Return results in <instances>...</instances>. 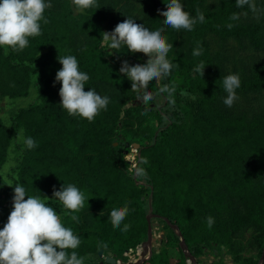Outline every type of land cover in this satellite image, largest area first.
<instances>
[{
    "label": "trees",
    "instance_id": "1",
    "mask_svg": "<svg viewBox=\"0 0 264 264\" xmlns=\"http://www.w3.org/2000/svg\"><path fill=\"white\" fill-rule=\"evenodd\" d=\"M256 1L258 11L247 5L238 8L236 0H223L212 12H204L203 0H186L184 10L192 4L191 15L195 17L200 9L206 19L187 34L181 31V36L158 14L169 0H97L99 7L82 12L72 0H50L52 7L44 14L49 23L41 21L39 36L30 37L22 51L9 49L5 55L0 48V229L13 209L14 186L19 183L27 195L46 196L44 202L57 211L64 226L81 237L75 250L80 257L99 255L104 249H135L145 242L150 204L168 228L178 226L195 255L202 254L204 247L233 249L250 224L260 231L264 250V0ZM136 3L144 5L145 24L163 28L162 35L173 44L167 58L174 67L160 86L151 82L162 105L147 108L140 103L123 111L137 92L105 59L100 41L101 33L134 19L129 10ZM233 13L240 14L239 20L229 19ZM229 23L234 24L231 30L226 27ZM208 33L223 44L225 62L214 70ZM230 39H239L240 73L230 68ZM197 47L203 53L193 57ZM59 55L77 58L80 71L90 77L85 91L94 88L110 97L107 109L91 122L60 107ZM201 62L206 66L203 96L199 91L203 77L193 72ZM229 74H239L241 80L238 99L230 108L223 103L226 93L220 81ZM35 75L40 77V102L20 108L6 124L2 102L26 96ZM166 85L175 87L171 97L161 92ZM21 129L36 147L29 150L14 140ZM130 142L141 145L143 173L137 181L149 187L152 203L142 200L144 187L136 184L124 160L123 150ZM13 146L18 155L7 181L3 167ZM63 183L74 184L85 194L79 212L71 213L54 199L53 189L59 190ZM124 206L129 213L121 228L131 225L127 232L114 229L109 220L112 208ZM72 215L79 221H73ZM208 216L214 218L211 228Z\"/></svg>",
    "mask_w": 264,
    "mask_h": 264
},
{
    "label": "clouds",
    "instance_id": "2",
    "mask_svg": "<svg viewBox=\"0 0 264 264\" xmlns=\"http://www.w3.org/2000/svg\"><path fill=\"white\" fill-rule=\"evenodd\" d=\"M72 4L78 12L99 7L97 0H72ZM166 5V10H158V14L166 18L163 20L164 25L177 32H190L197 23L205 22L206 17L200 9H197L196 16L192 17L184 10L180 0H169ZM245 5L255 11L251 0H236L238 8ZM51 7L50 0H0V48L5 49V55L9 54V49L13 52L22 51L28 46L30 37L41 34V21L44 24L49 23L44 14L46 9ZM239 18V13H233L229 19L237 21ZM226 27L231 30L234 24L229 23ZM163 31V28L150 30L136 23L134 19L127 18L118 23L113 31L101 33L102 46L107 45L109 50L126 47L128 52L142 53L148 57L147 62L142 65H130L124 61L119 69L120 74L131 82V90L138 92L137 100L143 104H148L153 99L152 93L148 91L149 84L169 76L174 67L167 58L173 44L167 42L162 35ZM113 53L108 52L109 55ZM202 53L203 48L197 47L193 49L192 56L199 57ZM58 61L62 65L56 74V82L62 85L59 91L60 107L72 117L93 121L101 110L107 109L110 97L101 96L94 88L85 91L90 77L80 71L74 55H59ZM205 68V64L201 62L193 72L203 77ZM220 81L226 93L223 103L230 108L238 99L236 90L241 86L240 76L229 74L222 76ZM161 92L171 97L175 93V87L166 85L161 88ZM14 140L22 142L29 150L37 146L32 137L24 136L22 129L17 132ZM138 172L142 174L143 170L138 169ZM53 197L71 213L79 212L86 199L85 194L70 183H63L59 190L54 188ZM44 198L48 199L46 196ZM128 213L127 206L112 208L109 220L114 229H120L122 232L130 229L129 224H124L121 228ZM71 219L79 221L76 215H72ZM206 222L211 228L214 218L208 216ZM81 242V237L74 234L71 228L64 226L60 215L52 206L46 204L44 199L27 195L25 187L19 183L14 186L13 209L7 223L0 229V264H84L85 258L75 251ZM100 246L107 248L106 244Z\"/></svg>",
    "mask_w": 264,
    "mask_h": 264
},
{
    "label": "rangeland",
    "instance_id": "3",
    "mask_svg": "<svg viewBox=\"0 0 264 264\" xmlns=\"http://www.w3.org/2000/svg\"><path fill=\"white\" fill-rule=\"evenodd\" d=\"M189 1V0H188ZM223 0H203L204 12H212L219 4L222 3ZM182 5L186 3V0H180ZM133 2H131L132 4ZM255 5V11H258L257 8V1L253 3ZM194 5H190L192 7ZM188 7V8H189ZM188 8L185 10L186 12L190 13ZM144 5L136 3L134 4L133 8L129 10V14L134 17L137 21L136 23L144 25L146 28L150 30H155L154 28L150 27L149 25L145 24L146 17L144 12ZM191 15V13H190ZM192 16V15H191ZM138 17V18H135ZM193 17V16H192ZM184 33H188L189 31L180 30ZM107 32V31H105ZM207 41H210L212 44V55L210 60V66L214 69L220 68L224 64V57H223V50H222V42L218 40V38H213L210 33H208ZM228 50L231 57L228 59L230 61V68L233 70L241 72V63H240V48H239V39H230L228 41ZM100 47L102 48L103 55L105 59L115 68L120 69L121 64L124 61H127L130 65L136 64H144L147 62L148 57L144 56L142 53L133 54L128 52L126 47H122L119 50H109L107 45H103L100 41ZM114 52L112 55H109L108 52ZM251 55V54H250ZM182 62H185L184 58H180ZM252 64H255L252 59H250ZM218 71V70H217ZM217 75V72L214 73ZM123 76V75H122ZM124 79L128 81L131 85V82L127 79V77L123 76ZM39 79L38 75H35L32 79V83L29 89V92L26 96H21L16 99H6L1 104V113H2V120L6 123H10V118L13 114H15L20 108L27 107L30 104L39 103L38 100V90H39ZM162 83V78L157 82L160 86ZM206 81L205 75L201 81L199 86L200 95H206ZM148 91L152 93L153 99L148 104H144V107H155L157 105L163 104V99L158 97L156 94L153 93L154 87L150 83L148 87ZM137 96L138 92L132 100H130L124 107L123 111L134 107L137 104ZM142 103V101H140ZM139 103V104H140ZM124 117L123 113L121 114L122 120ZM138 141V140H135ZM22 143V142H20ZM137 143V142H135ZM130 147L123 150L124 160L128 164V169L130 173L134 176V180L136 181L137 185H141L143 188V197L142 200L149 201L152 203L151 196H149L147 189L149 187L145 186L144 181H137L135 176L140 177V173L138 169H141L140 162H141V152L137 149L132 147L133 142H130ZM18 155L16 146L10 148L9 157L7 159L6 164L3 167V177L5 180H9V175L11 170L16 166L15 157ZM8 183V182H7ZM10 186V184H9ZM43 199L42 197H40ZM27 199V197L25 198ZM45 201V199H44ZM157 210L152 207V210L149 211V214L159 215L151 220V228H152V237L156 239V244L153 245V254L149 261H146L144 264H192L189 257L186 256L185 252L180 248V235L177 231L173 230L172 228H168L167 225L164 223L162 216L156 212ZM159 224V225H155ZM148 224V228H149ZM173 230V231H172ZM176 236L178 237L176 239ZM146 241V240H145ZM144 242V241H143ZM142 242V243H143ZM141 243V244H142ZM141 244L138 245L135 249L129 250H122V249H104L105 255L104 257H100L98 252L95 253H88L84 254V264H99L105 262V258L107 257L108 252L113 254V257L117 260V264H129L131 262H135L141 258ZM186 245V242H185ZM263 237L260 231L253 225L250 224L248 229L243 232L236 240V244L233 249H229L225 246L218 248L214 247H204L203 253L200 255H195L193 252L187 250V253L193 255L198 264H254L260 263L261 257L263 254ZM187 247V245H186ZM188 249V247H187ZM264 264V261L263 263Z\"/></svg>",
    "mask_w": 264,
    "mask_h": 264
},
{
    "label": "water",
    "instance_id": "4",
    "mask_svg": "<svg viewBox=\"0 0 264 264\" xmlns=\"http://www.w3.org/2000/svg\"><path fill=\"white\" fill-rule=\"evenodd\" d=\"M139 103H140V101L138 100V101H137V104H139ZM116 145H117V144H115V146H116ZM126 147H127V148L130 147V144L127 143V144H126ZM132 147H133L134 149L139 150V151L142 150V149H141V145L138 144V143H134V144H132ZM135 178L137 179L138 176H135ZM150 210H152V206H151V204H150ZM155 217H156V215H154V214H149V215L147 216V222H148V224H149L150 226H149V229H148V239H147L145 242H143V243L141 244V249H142L141 258L138 259L137 261H135V262H131V263H129V264H144L146 261H149V260L151 259L152 254H153V245H155V244L157 243V242H156V239L152 237V228H151V220H152V218H155ZM155 225H159V224H155ZM171 227H172L175 231H177V232L179 233L180 237H181L180 248L185 252L186 256L189 257V259H190V261L192 262V264H198L196 258H195L193 255H190V254L187 253V250H188V249H187V247H186V245H185V240H184V238L182 237L181 233L179 232V228H178V226L174 225V226H171ZM104 255H105V254H104V251L101 250V251L99 252V256H100V257H104ZM263 261H264V251H263V254H262V257H261V261H260L259 264H262ZM105 262H106L107 264H117V260L113 257V254H112L111 252H108L107 257L105 258ZM99 264H104V262H101V263H99Z\"/></svg>",
    "mask_w": 264,
    "mask_h": 264
}]
</instances>
